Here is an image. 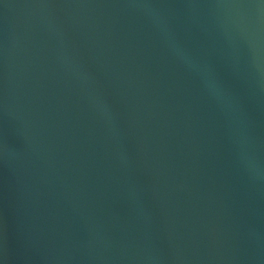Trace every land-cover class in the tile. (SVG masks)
I'll return each mask as SVG.
<instances>
[{
	"label": "water",
	"instance_id": "water-1",
	"mask_svg": "<svg viewBox=\"0 0 264 264\" xmlns=\"http://www.w3.org/2000/svg\"><path fill=\"white\" fill-rule=\"evenodd\" d=\"M0 264H264V0H0Z\"/></svg>",
	"mask_w": 264,
	"mask_h": 264
}]
</instances>
